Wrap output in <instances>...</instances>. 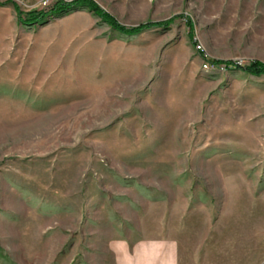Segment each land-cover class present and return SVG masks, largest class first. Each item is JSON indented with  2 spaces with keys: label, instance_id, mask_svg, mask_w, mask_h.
<instances>
[{
  "label": "rangeland",
  "instance_id": "obj_1",
  "mask_svg": "<svg viewBox=\"0 0 264 264\" xmlns=\"http://www.w3.org/2000/svg\"><path fill=\"white\" fill-rule=\"evenodd\" d=\"M76 1L0 0V264H264V0Z\"/></svg>",
  "mask_w": 264,
  "mask_h": 264
},
{
  "label": "trees",
  "instance_id": "obj_2",
  "mask_svg": "<svg viewBox=\"0 0 264 264\" xmlns=\"http://www.w3.org/2000/svg\"><path fill=\"white\" fill-rule=\"evenodd\" d=\"M75 6H82L86 7L87 9L94 12L97 16H99L101 19H103L112 29H114L117 32H120L127 36H137L141 33H143L146 30L149 29H157V28H167L169 25L172 24L173 20H170L168 22H161V23H147L144 25H141L138 28H125L122 25H120L117 20L111 16L110 14L104 12L102 9H100L93 1L90 0H79L73 3H60L57 6L58 13H63ZM47 14L45 13H34L30 14L26 20L21 21L23 23H26L25 25H34L36 23H39L42 21ZM213 65H224L227 69H236V70H242L244 72H247L248 74L254 76V77H263L264 78V63H261L259 61L252 62L249 66L242 68L241 66H238L234 62H221V61H213Z\"/></svg>",
  "mask_w": 264,
  "mask_h": 264
}]
</instances>
